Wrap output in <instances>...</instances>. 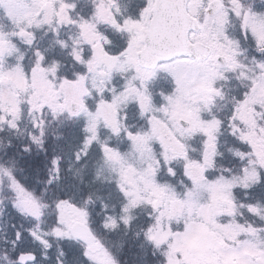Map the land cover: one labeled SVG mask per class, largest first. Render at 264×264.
Here are the masks:
<instances>
[{"label":"snow or ice","instance_id":"snow-or-ice-1","mask_svg":"<svg viewBox=\"0 0 264 264\" xmlns=\"http://www.w3.org/2000/svg\"><path fill=\"white\" fill-rule=\"evenodd\" d=\"M0 264H264V0H0Z\"/></svg>","mask_w":264,"mask_h":264}]
</instances>
